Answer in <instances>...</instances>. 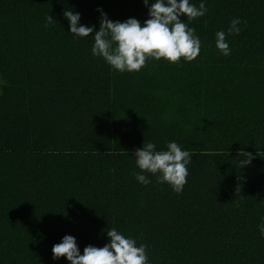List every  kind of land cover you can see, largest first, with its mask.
Returning a JSON list of instances; mask_svg holds the SVG:
<instances>
[{
  "label": "trees",
  "instance_id": "obj_1",
  "mask_svg": "<svg viewBox=\"0 0 264 264\" xmlns=\"http://www.w3.org/2000/svg\"><path fill=\"white\" fill-rule=\"evenodd\" d=\"M204 2L181 18L201 40L194 61L119 73L63 12L98 30L97 8L143 23L142 0H0V264H69L51 258L65 234L82 254L113 227L148 264H264V0ZM234 18L224 57L215 33ZM172 141L192 156L183 192L139 184L135 151Z\"/></svg>",
  "mask_w": 264,
  "mask_h": 264
},
{
  "label": "clouds",
  "instance_id": "obj_2",
  "mask_svg": "<svg viewBox=\"0 0 264 264\" xmlns=\"http://www.w3.org/2000/svg\"><path fill=\"white\" fill-rule=\"evenodd\" d=\"M147 9L148 18L141 23L134 17L126 21L111 20L102 8L99 29L94 25L81 23V15L73 10H65L63 17L68 22V32L75 39L93 36L91 54L102 59L110 68L119 73L141 71L150 60L161 59L169 64L194 61L201 52V40L195 29L183 22L190 23L204 17L208 11L204 0L199 5L192 0H142ZM48 24L54 22L49 15ZM241 20L234 18L227 33L224 30L215 33V47L224 56L231 55L226 35H239ZM136 181L148 185L151 181L145 173L156 177V182L168 184L177 194L183 192L189 175L192 156L183 150L177 142H167L164 150H156V144L147 142L134 153ZM240 161V167L251 164L255 158L246 153ZM259 234L264 239V224L259 226ZM107 243L103 247L87 245L81 254L77 240L73 235L65 234L59 243L51 248L52 260L64 258L69 264H148L147 245L137 244L134 238L124 235L116 228L106 232Z\"/></svg>",
  "mask_w": 264,
  "mask_h": 264
}]
</instances>
